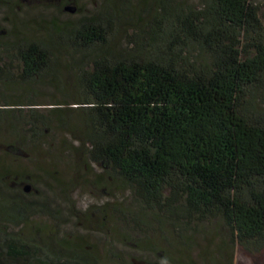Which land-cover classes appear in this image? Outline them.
<instances>
[{"label":"trees","instance_id":"obj_1","mask_svg":"<svg viewBox=\"0 0 264 264\" xmlns=\"http://www.w3.org/2000/svg\"><path fill=\"white\" fill-rule=\"evenodd\" d=\"M14 1L0 0V7ZM187 1L139 0L135 12L131 0H106L75 22L51 20L40 35L0 30V85L24 89L16 96L0 92V141L18 150L48 133L66 134L81 165L100 167L141 207L142 219L120 213L124 228L139 235L129 238L133 243L152 226L178 233L220 220L230 244L258 252L264 248L259 4ZM44 83L58 92L49 104L37 101ZM41 105L50 108L39 114ZM6 173H0V264H98L83 242L55 229L71 220L90 227L86 212L68 210L63 219L37 196L29 200L38 194L22 191L29 180L14 177L9 188ZM37 216L54 229L24 233Z\"/></svg>","mask_w":264,"mask_h":264},{"label":"rangeland","instance_id":"obj_2","mask_svg":"<svg viewBox=\"0 0 264 264\" xmlns=\"http://www.w3.org/2000/svg\"><path fill=\"white\" fill-rule=\"evenodd\" d=\"M104 1L77 0L76 5H72L65 0H16L13 5L0 7V30L9 31L13 26L18 34L40 35L51 20L75 22L95 14ZM131 2L134 11L138 12L142 6L139 0ZM255 2L259 4L258 18L264 24L263 1ZM187 3L196 5L197 0H188ZM62 7H72L74 11L59 12ZM120 46H124L123 40ZM61 58L66 60L68 57L64 54ZM23 90V86L17 84L0 85V92L8 96L19 95ZM36 91L37 101L41 104H49L50 99L58 97L57 89L47 83ZM258 105L264 108L262 103ZM48 108L49 105H41L37 111L44 114ZM73 147L75 145H70L66 134L59 132L48 133L33 145L22 144L18 150L0 141V173L7 172L5 182L9 188L12 186L9 181L14 177L29 180L30 184L23 185H29L28 192L36 190L38 193L29 200L38 197L50 208L58 209L63 219L68 210L86 212L90 227L84 228L85 220L79 225H73L71 220L55 229L58 234L83 242L84 248L94 253L98 264H264V248L247 252L230 244L229 231L220 220L182 227L178 233L167 224L159 231L152 226L146 239L133 243L130 239L135 240L139 235L130 232L128 227L124 228L120 213L127 212L142 219L141 207L126 186L114 183L100 167L87 163L81 165L82 154ZM62 183L69 186L68 194L60 190ZM35 228L54 229L47 218L37 216L29 220L23 232Z\"/></svg>","mask_w":264,"mask_h":264},{"label":"water","instance_id":"obj_3","mask_svg":"<svg viewBox=\"0 0 264 264\" xmlns=\"http://www.w3.org/2000/svg\"><path fill=\"white\" fill-rule=\"evenodd\" d=\"M63 11L68 12V13H73L74 8H72V7H64V8H63ZM22 191H23L24 193H27V192L29 191V185H24V186L22 187Z\"/></svg>","mask_w":264,"mask_h":264}]
</instances>
